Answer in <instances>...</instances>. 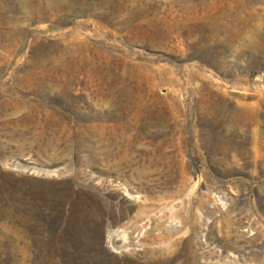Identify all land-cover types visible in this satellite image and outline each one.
<instances>
[{
    "label": "rangeland",
    "instance_id": "rangeland-1",
    "mask_svg": "<svg viewBox=\"0 0 264 264\" xmlns=\"http://www.w3.org/2000/svg\"><path fill=\"white\" fill-rule=\"evenodd\" d=\"M0 264H264V0H0Z\"/></svg>",
    "mask_w": 264,
    "mask_h": 264
},
{
    "label": "bare ground",
    "instance_id": "bare-ground-1",
    "mask_svg": "<svg viewBox=\"0 0 264 264\" xmlns=\"http://www.w3.org/2000/svg\"><path fill=\"white\" fill-rule=\"evenodd\" d=\"M126 25V24H125ZM142 39V38H141ZM144 39V38H143ZM124 152V151H123ZM103 153H105V152H103ZM120 151L119 150H114V151H109L108 150V152H106V157H108V158H111V157H118L119 155H120ZM125 153V152H124ZM124 155V154H123ZM126 156V155H125ZM123 157V156H122ZM104 158V157H103ZM110 160V159H109ZM116 161V160H115ZM118 161V160H117ZM116 163V162H115ZM110 165H112V164H110Z\"/></svg>",
    "mask_w": 264,
    "mask_h": 264
}]
</instances>
